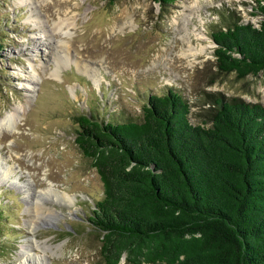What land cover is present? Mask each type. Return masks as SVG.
<instances>
[{"label": "rangeland", "instance_id": "rangeland-1", "mask_svg": "<svg viewBox=\"0 0 264 264\" xmlns=\"http://www.w3.org/2000/svg\"><path fill=\"white\" fill-rule=\"evenodd\" d=\"M22 1L0 0V117L17 111L0 131V264L32 244L43 264H104L88 220L102 183L74 141L73 115L137 120L145 97L167 87L189 104L190 122L211 94L264 106V74L218 72L209 37L226 11L255 24L256 2Z\"/></svg>", "mask_w": 264, "mask_h": 264}, {"label": "trees", "instance_id": "trees-1", "mask_svg": "<svg viewBox=\"0 0 264 264\" xmlns=\"http://www.w3.org/2000/svg\"><path fill=\"white\" fill-rule=\"evenodd\" d=\"M151 1L164 10L174 0ZM255 2V24L226 11L210 29L218 72L264 74V0ZM188 112L167 87L145 97L137 120L73 115L74 141L102 183L88 220L104 264H264V106L211 94L202 119Z\"/></svg>", "mask_w": 264, "mask_h": 264}, {"label": "bare ground", "instance_id": "bare-ground-1", "mask_svg": "<svg viewBox=\"0 0 264 264\" xmlns=\"http://www.w3.org/2000/svg\"><path fill=\"white\" fill-rule=\"evenodd\" d=\"M20 1H22V0H20ZM32 2H33V0H31V3ZM193 29H195V28H193ZM185 31H188V33H191L192 32V30H189V29L188 30L186 29ZM188 33L186 32L185 35H187V36H184V38L186 39V41H190L189 40L190 38L188 36ZM194 34H196L195 36L198 37V32H194ZM183 54H185V53H183ZM16 116H17V111L8 112V113H5L3 116H1L0 117V131L8 130V128L11 127V124L14 121V119H15ZM58 193L66 201H70L72 199V197H73V195H70L68 192L63 191V190L59 191ZM34 202L37 205L39 204V201L38 200H35ZM31 223L32 224L30 226V229L32 230V228H33V222L31 221ZM20 247H21L20 249H23L22 246H20ZM32 248H33V244L31 245L30 248L24 247V249L22 250V254L19 253L20 254V260L16 264H43V260L41 259V257L45 258V255L39 254V253H37L35 251H30Z\"/></svg>", "mask_w": 264, "mask_h": 264}]
</instances>
